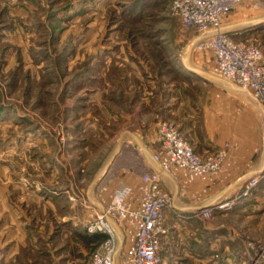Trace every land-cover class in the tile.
<instances>
[{
    "label": "rangeland",
    "instance_id": "374dc122",
    "mask_svg": "<svg viewBox=\"0 0 264 264\" xmlns=\"http://www.w3.org/2000/svg\"><path fill=\"white\" fill-rule=\"evenodd\" d=\"M249 1L260 8L257 0ZM170 3L0 0V245L9 238L11 245L19 239L17 232L25 230L30 239L42 241L48 256L55 254L57 245L56 252L65 248L61 246L72 250L71 243H62L67 237L57 234L86 230L102 210L88 195L102 199L106 175L90 192L88 186L101 169L111 135L136 126L142 134L148 133L147 124L139 126L141 117L140 121L131 117V111L137 117L131 98L138 90L171 88L179 91L178 96L204 100L211 95L200 79L189 77L183 58L190 48L187 63L216 75L212 53L200 46L194 30L172 14ZM254 36L264 44V34ZM233 85L238 89L220 86L216 122L236 132L250 124L261 148L263 113H257L248 92ZM149 104L139 109L147 121L158 113V97ZM236 132L224 133L218 146L200 153L217 161L216 171L203 176L218 173ZM154 142L156 152L160 151L156 137ZM262 174L258 183L264 170L253 175ZM261 222L263 226L252 235L238 232L257 264H264V219ZM73 237L79 241L76 233ZM98 244L87 260L75 264H85ZM22 253L33 254L29 247Z\"/></svg>",
    "mask_w": 264,
    "mask_h": 264
},
{
    "label": "crops",
    "instance_id": "0c3cea01",
    "mask_svg": "<svg viewBox=\"0 0 264 264\" xmlns=\"http://www.w3.org/2000/svg\"><path fill=\"white\" fill-rule=\"evenodd\" d=\"M257 1L260 8L250 5L249 0H244L233 8L223 20L222 29L235 39L248 34L263 35L264 0ZM187 60L185 56L184 66ZM188 71L189 77L200 79L211 95L204 100L199 97L190 99L188 96H178L179 91L171 88L157 91L151 86L142 93L138 90L131 98L132 106L135 105V110H138L137 117L134 111H131V117H135L137 121L141 117L139 126L147 124L148 133L142 134L141 128L136 126L128 127L129 129L121 128L111 135L101 169L88 186L90 192L97 181L106 175L103 180L105 194L99 201L90 195L88 197L98 209H102L113 201L116 188L124 185L129 188V199L137 203L143 187L140 181L141 174L156 171L159 173L161 184L172 196L173 207L179 212H170L166 216L168 233L161 241L160 264H251V253L238 232L246 231L252 235L255 229L263 226L261 221L264 219V178L248 196L241 197L232 209L224 212L214 211L210 220L202 219L195 211L237 195L248 178L261 172L264 168V138L260 148L256 138L251 135L250 124L247 126L248 129L244 128L237 132L220 126L216 122L219 119L217 113L220 108V86L230 87L209 76ZM214 76L227 81L218 75ZM131 93L133 95L134 91ZM157 97L158 113L147 121L148 116L145 117L139 112L140 105L150 106L151 100ZM255 102L257 113L262 115L259 104L256 100ZM163 119L175 122L198 153L213 150L224 139V133L236 132V137L231 139L227 160L218 173L196 178L187 171L170 173L163 171L152 158L157 148L154 142L157 124ZM259 150V159L253 161V156H256ZM107 220L115 232L117 253L113 264H117L121 254L133 244L134 227L128 219L123 222L111 218ZM17 233L19 239L14 243L9 245L11 243L9 241H12L9 238L0 245V264H41L39 262L44 260L49 264H75L77 261L81 263L89 258L93 246L105 238L103 233L90 234L84 227L77 230H62L57 237H67L62 243L67 242L68 245L71 243L72 250L70 246H61L65 248L56 252L60 247L57 245L53 247L55 254L48 256L41 247V240L30 239L32 235L25 230H19ZM75 233L79 238L78 242L76 237H73ZM26 247H29L32 255L22 253V249Z\"/></svg>",
    "mask_w": 264,
    "mask_h": 264
},
{
    "label": "built area",
    "instance_id": "2783aa9c",
    "mask_svg": "<svg viewBox=\"0 0 264 264\" xmlns=\"http://www.w3.org/2000/svg\"><path fill=\"white\" fill-rule=\"evenodd\" d=\"M240 0H171L172 14L184 27L197 34L200 46L213 56L212 72L244 89L259 104L264 116V44L254 34L235 39L222 29L223 20ZM156 138L160 151L153 153L165 172L182 169L195 177L214 173L217 161L212 156L202 158L180 129L162 120L157 125ZM260 176H252L235 196L199 208L195 214L210 220L214 211L232 209L241 198L248 196ZM143 188L137 203L129 199V188L119 185L112 202L105 205L93 220L86 224L90 234L103 233L105 238L92 252L85 264H113L117 243L113 226L107 218L117 222L126 218L134 227L133 244L121 254V264H160L161 241L168 233L166 216L179 213L173 207L171 194L163 187L159 173L141 174ZM250 244V243H249ZM263 250V249H261ZM254 254H257L255 250ZM253 260L251 264H257Z\"/></svg>",
    "mask_w": 264,
    "mask_h": 264
},
{
    "label": "water",
    "instance_id": "95a60500",
    "mask_svg": "<svg viewBox=\"0 0 264 264\" xmlns=\"http://www.w3.org/2000/svg\"><path fill=\"white\" fill-rule=\"evenodd\" d=\"M189 53H190V48H189L188 51H187V54H186V60H187V58H188V56H189ZM185 66H186V68H187L188 70H190L191 72H194V73H196V74H200V75H203V76H209V77H211V78H214L215 80H218L221 84H223V85H225V86H228V87H230V88H232V89H236V88L238 89V87L234 86L233 84H231V83H229V82H227V81H224V80H222L221 78H219V77H217V76H214V75L208 73L207 71H204V70H201V69H199V68H197V67L191 66V65L187 64L186 62H185ZM263 170H264V168H263L261 171H263Z\"/></svg>",
    "mask_w": 264,
    "mask_h": 264
},
{
    "label": "bare ground",
    "instance_id": "6f19581e",
    "mask_svg": "<svg viewBox=\"0 0 264 264\" xmlns=\"http://www.w3.org/2000/svg\"><path fill=\"white\" fill-rule=\"evenodd\" d=\"M258 103V102H257Z\"/></svg>",
    "mask_w": 264,
    "mask_h": 264
}]
</instances>
